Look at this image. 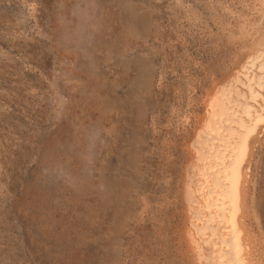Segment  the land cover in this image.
Wrapping results in <instances>:
<instances>
[{"label":"rangeland","instance_id":"obj_1","mask_svg":"<svg viewBox=\"0 0 264 264\" xmlns=\"http://www.w3.org/2000/svg\"><path fill=\"white\" fill-rule=\"evenodd\" d=\"M258 8L0 0V264H155L136 230L146 162Z\"/></svg>","mask_w":264,"mask_h":264},{"label":"bare ground","instance_id":"obj_2","mask_svg":"<svg viewBox=\"0 0 264 264\" xmlns=\"http://www.w3.org/2000/svg\"><path fill=\"white\" fill-rule=\"evenodd\" d=\"M256 2L230 60L202 66L160 133L156 166L146 162L136 230L153 238L142 241L155 264H264V0Z\"/></svg>","mask_w":264,"mask_h":264}]
</instances>
